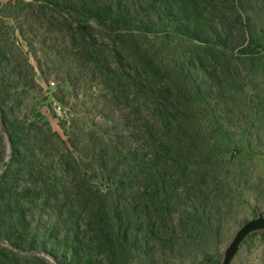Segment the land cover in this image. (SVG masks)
<instances>
[{
    "label": "trees",
    "instance_id": "1",
    "mask_svg": "<svg viewBox=\"0 0 264 264\" xmlns=\"http://www.w3.org/2000/svg\"><path fill=\"white\" fill-rule=\"evenodd\" d=\"M32 1L66 16L79 42L76 56L83 55L109 94L132 110L136 127L131 137L96 126L82 133L67 117L62 133L54 131L38 104L26 100L40 88L34 66L27 58L20 62L23 51L0 27V126L9 149L0 176V243L13 248L0 247V262L21 264L24 252L42 246L57 264H132L139 253L158 264V253L185 259L199 250L198 264H221L204 242L218 236L220 205L240 185L223 174L229 163L221 157L229 152L214 141L228 132L220 109L211 105L217 99L212 91L222 84L211 63L239 56L259 64V42L251 38L236 53L200 0ZM148 34H163L158 50L139 40ZM180 41L195 50L179 55L172 45ZM129 47L132 59L126 56ZM158 79L159 102H141ZM204 86H210L206 94ZM184 102L188 109L182 114ZM204 135L209 139L202 142L207 161L201 168L190 153ZM45 210L54 220L41 234L33 217Z\"/></svg>",
    "mask_w": 264,
    "mask_h": 264
},
{
    "label": "rangeland",
    "instance_id": "2",
    "mask_svg": "<svg viewBox=\"0 0 264 264\" xmlns=\"http://www.w3.org/2000/svg\"><path fill=\"white\" fill-rule=\"evenodd\" d=\"M21 1L23 3L19 0H0V27L5 35L11 37V42L15 41L23 51L25 57L18 56L20 62L27 58L35 68V80L40 88L31 98L26 96L28 104H38L54 131L60 133L62 120L69 117L82 133L96 126L109 129L114 135L131 137L128 132L136 127V117L130 108L126 109L122 100L109 94L104 79L93 73V68L83 55L76 56L74 48L79 42L73 39L71 27L65 21L66 16L50 9L43 10L32 0ZM200 2V7L206 8L208 18L224 35L229 47L235 48L237 53L239 47L252 38L254 42H259L262 51L260 57L263 58L261 63L254 65L239 56H220L211 63L215 77L222 82L221 85L217 83L220 87L216 85L217 89L212 91L214 94L217 92V99L211 105L220 109L218 114L228 132V136L214 137V141L219 150L227 148L229 152L221 157L229 163L223 174L231 179L237 177L240 185L239 190L220 205V214L215 218L216 224H222L218 236L204 242L209 252L218 255L223 264L241 228L249 221L264 217V0ZM12 30L16 31L15 36ZM95 33L99 38L104 35L96 28ZM162 37L163 34L160 37L148 34V37H139V40L158 50ZM119 46L125 48L121 44ZM172 47L181 56L194 49L188 41L174 43ZM126 56L132 59L131 47L126 50ZM162 57L165 56L160 54ZM225 70L229 73H225ZM161 83L159 79L153 80L150 83L153 91H150L149 98L142 97L141 102L148 99L155 106L160 96L155 87ZM177 85L186 90L183 83ZM206 86L202 89L204 94L209 92L210 86ZM187 105L183 103L182 114L186 113ZM123 115L129 117L128 120L125 121ZM182 120L186 121L185 117ZM209 127L213 129L215 123H209ZM195 130L194 123L191 131ZM204 139H209V135L201 137L196 146L198 148L190 153L196 162L202 164L201 168L207 161L202 145ZM95 145L98 148L101 144L96 142ZM4 152L9 153L8 141L0 126V176L4 170ZM94 184L103 188L101 179H96ZM40 214L36 213L33 217L36 222L33 226L40 227L39 232L44 234L42 228L54 218L49 210ZM0 247L13 250L7 242L0 243ZM40 248L31 254L24 252L20 257L21 264L26 261L28 264H41L38 259L57 264L42 246ZM202 255L199 250L197 254H188L185 259H179L176 255L158 253L155 259L158 264H198ZM148 259L143 253L134 254L132 264H150ZM229 264H264V230L249 234Z\"/></svg>",
    "mask_w": 264,
    "mask_h": 264
},
{
    "label": "water",
    "instance_id": "3",
    "mask_svg": "<svg viewBox=\"0 0 264 264\" xmlns=\"http://www.w3.org/2000/svg\"><path fill=\"white\" fill-rule=\"evenodd\" d=\"M264 230V217L260 216L257 219L247 222L241 230L237 233L233 243L231 244L230 250L223 262V264H229L235 254L237 253L239 246L245 240V238L254 231Z\"/></svg>",
    "mask_w": 264,
    "mask_h": 264
}]
</instances>
